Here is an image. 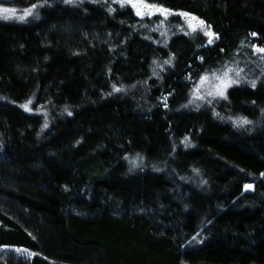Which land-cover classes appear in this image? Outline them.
I'll return each mask as SVG.
<instances>
[{
    "label": "trees",
    "instance_id": "16d2710c",
    "mask_svg": "<svg viewBox=\"0 0 264 264\" xmlns=\"http://www.w3.org/2000/svg\"><path fill=\"white\" fill-rule=\"evenodd\" d=\"M146 2L218 38L114 0L0 1L44 3L0 21V264H264V0ZM226 64L246 79L189 104Z\"/></svg>",
    "mask_w": 264,
    "mask_h": 264
},
{
    "label": "snow or ice",
    "instance_id": "6c2138e0",
    "mask_svg": "<svg viewBox=\"0 0 264 264\" xmlns=\"http://www.w3.org/2000/svg\"><path fill=\"white\" fill-rule=\"evenodd\" d=\"M46 3V0H44ZM77 0H64L65 4H73L75 5ZM114 2L119 3L121 7H125L126 5H131L133 9L136 11V15L140 16L143 18V16H151L154 15L155 13H159L161 16L164 17V19H167L168 15H179L183 18H185V22L187 23L188 27L195 32L197 29L203 32V34L207 37H209L207 43L212 44L213 43V38H218L217 34L211 31V26L207 25L204 20L200 19L199 17L188 13V12H177L172 9H168L162 5H157V4H149L146 2V0H114ZM44 7V3H39V4H32L31 7L27 8L24 10L23 15H19L17 18L20 21H24L26 17L34 15L36 19H39V12L36 11L37 8H42ZM109 12H114V8H109ZM17 9L15 8H10V7H4L0 5V19H5V20H10L13 17L16 16ZM164 20L162 19L157 26V28L153 29V31L159 30L161 26H163ZM147 27V25H144ZM183 31V29H181ZM186 35H189L190 33H185ZM161 35H166L165 32H161ZM253 36L257 35L256 33H252ZM167 47V44L165 43L164 45ZM253 49L255 53L258 54H264V47H258L256 45H253ZM174 59V56L171 57L168 60L164 61V64H171L172 60ZM203 57H201V60ZM260 59L264 60V55H260ZM153 64L156 65V68L163 69V65L159 63V61H153ZM156 68H153V75H158L156 72ZM243 69H235L229 65H224L220 69H214L211 70L210 72H205L202 74L198 82H194V89H193V94H192V100L189 101V104L195 103L196 100H201L205 101L209 105L212 104V101L215 100L217 97L227 99L226 91L227 89L232 86L233 84H238L240 83L241 79H246V77H241L240 72H242ZM188 79L191 80V76H188ZM248 83L251 85L252 88H256L257 81L256 80H250ZM135 87V85H133ZM113 90L115 92H121V91H126V89H123L121 87H117L116 85H113ZM111 95V93H109ZM208 97H211V99H208ZM166 99V98H165ZM32 101L29 100L27 104L22 105V107L25 108L27 111H31V109L28 107L29 104H31ZM255 103V102H253ZM188 105H185L187 107ZM197 109L200 107V105H196ZM43 107V106H41ZM65 111H68L67 108H65ZM264 112V110H262ZM71 115V112L68 113ZM215 115L219 116V113H215ZM231 119V118H229ZM234 126L238 128H244L247 125H250L253 123V121L247 119L246 117H239L233 121ZM48 128V122L45 120L42 130ZM187 143V138L185 140ZM126 159H128L126 157ZM143 157L140 156V154H137L136 158L133 160H130V163H132L133 167H141L143 164ZM159 170V169H157ZM197 172L199 170H194ZM206 183V181H204ZM252 185H245V188H252ZM197 236H199V233H197ZM193 239H196L194 236ZM19 251V250H17Z\"/></svg>",
    "mask_w": 264,
    "mask_h": 264
},
{
    "label": "rangeland",
    "instance_id": "374dc122",
    "mask_svg": "<svg viewBox=\"0 0 264 264\" xmlns=\"http://www.w3.org/2000/svg\"><path fill=\"white\" fill-rule=\"evenodd\" d=\"M0 1H3V0H0ZM0 5H2V4H0ZM2 6H4V7H8V6H5V5H2ZM11 8V7H10ZM38 9L39 8H37L36 9V11H38ZM25 10V9H24ZM24 10H18L17 9V12H16V16L15 17H13L12 19H10V20H5V19H0V21H3V22H24V21H26V20H28V19H31L32 17H35L34 15H32V16H28V17H26V19L24 20V21H20L17 17L19 16V15H23V13H24ZM155 14H158V13H155ZM146 16V15H145ZM169 16V15H168ZM167 16V17H168ZM184 20V24L186 25L185 26V29H189L190 31H192L189 27H188V25H187V23L185 22V18L183 19ZM197 32H202V31H200L199 29H197L196 30ZM203 33V32H202ZM207 37V36H206ZM208 39H209V37H208ZM235 65H238V63H235ZM239 69H243V73L245 72V71H247V67L246 66H242V67H239ZM246 190H251V188H248V189H246ZM16 255H20V254H16Z\"/></svg>",
    "mask_w": 264,
    "mask_h": 264
}]
</instances>
